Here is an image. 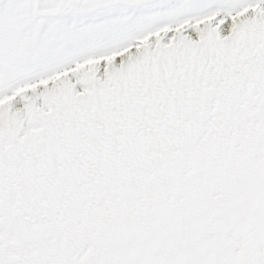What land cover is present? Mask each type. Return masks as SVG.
<instances>
[{"label": "snow or ice", "instance_id": "obj_1", "mask_svg": "<svg viewBox=\"0 0 264 264\" xmlns=\"http://www.w3.org/2000/svg\"><path fill=\"white\" fill-rule=\"evenodd\" d=\"M0 264H264V0H0Z\"/></svg>", "mask_w": 264, "mask_h": 264}]
</instances>
